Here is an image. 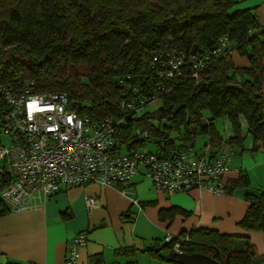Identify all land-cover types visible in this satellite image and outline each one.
I'll use <instances>...</instances> for the list:
<instances>
[{"label": "trees", "instance_id": "16d2710c", "mask_svg": "<svg viewBox=\"0 0 264 264\" xmlns=\"http://www.w3.org/2000/svg\"><path fill=\"white\" fill-rule=\"evenodd\" d=\"M223 38L227 42L222 47ZM165 49L183 53L178 76L156 74L164 58L158 54ZM233 50L250 66L234 67L229 55ZM154 55L158 59L152 64ZM263 56L264 27L255 8H236L234 0H0V86L33 79L37 91H64L70 102L80 103L72 107L79 114L97 119L117 112L121 97L134 86L138 93L149 90L162 100L157 111L145 109L139 119L129 118L128 128L120 133L125 150L145 148L151 140L156 152L167 153L193 145L197 134H207L205 146L216 149L223 139L213 121L222 117L232 132L225 143L241 145L243 116L253 141L250 150L256 152L264 141ZM3 109L0 94V125ZM148 119L160 126L148 124ZM162 119L168 121V131L161 130ZM179 126L185 132L176 143L170 131ZM133 127L146 136H138ZM1 174L0 191L8 172ZM231 183L232 188L250 187L246 173ZM244 197L248 206L239 225L264 232V191ZM9 211L0 195V218ZM174 239L183 252L203 253L222 264L256 262L247 236L199 228ZM172 242L164 236L160 245L143 251L164 261L162 252H172ZM91 264L102 261L94 257Z\"/></svg>", "mask_w": 264, "mask_h": 264}, {"label": "built area", "instance_id": "2783aa9c", "mask_svg": "<svg viewBox=\"0 0 264 264\" xmlns=\"http://www.w3.org/2000/svg\"><path fill=\"white\" fill-rule=\"evenodd\" d=\"M226 42L223 38L221 46ZM158 55L164 57L156 71L158 77L180 74L183 53L165 49ZM157 59L154 55L151 63ZM195 69L193 76L197 75L198 68ZM35 85L33 79H20L0 86L4 101L0 127L10 139L7 146L0 144V184L1 173L8 172L0 195L16 209L23 208L34 193L47 198L62 188L89 183L117 185L123 194H129L128 183L140 169L157 191L183 192L197 188L213 194L228 193L230 148L212 150L206 145L198 153L192 149L193 145L187 144L167 153L125 150L120 133L128 128L129 118L139 119L149 104L157 100L149 90L148 94L138 93L134 86L130 94L121 97L117 112L97 119L72 108L66 92H39ZM147 122L160 126L156 120ZM133 131L146 136L138 127H133ZM93 201L87 198L86 203L91 205ZM164 236L166 241H173L171 251L183 252L174 235ZM85 242L83 232L74 237L62 264H77L79 248Z\"/></svg>", "mask_w": 264, "mask_h": 264}, {"label": "crops", "instance_id": "0c3cea01", "mask_svg": "<svg viewBox=\"0 0 264 264\" xmlns=\"http://www.w3.org/2000/svg\"><path fill=\"white\" fill-rule=\"evenodd\" d=\"M234 1L236 8H255L264 27V0ZM229 55L234 67L250 66L249 60L237 51ZM261 63L264 65V56ZM261 90L264 92V70ZM227 133L230 138V125ZM242 133L245 136L241 145L235 146L249 150L253 141L245 125ZM257 145L256 152L251 153L255 159L245 154L236 162L231 154L226 175L229 190L224 195L197 188L157 191L140 169L128 183L129 194H123L117 185L89 183L65 188L48 198L34 193L21 209L8 202L10 211L0 218V263L62 264L68 245L83 232L86 242L79 248L77 264H91L94 257L102 264H138L137 253L147 256L143 250L160 245L166 233L179 235L207 228L247 236L255 251V264H264V232L239 225L248 206L245 193L258 192L256 187L264 191V183L260 180L255 184L251 175V171H259L264 181V141ZM229 148L233 151L232 145L226 143L223 149ZM242 173L247 174L250 187L232 188L231 182ZM87 198L94 199V204L87 205ZM162 255L167 257L168 253ZM166 257L164 261L151 257L144 264H178Z\"/></svg>", "mask_w": 264, "mask_h": 264}, {"label": "rangeland", "instance_id": "374dc122", "mask_svg": "<svg viewBox=\"0 0 264 264\" xmlns=\"http://www.w3.org/2000/svg\"><path fill=\"white\" fill-rule=\"evenodd\" d=\"M81 72H85V67L81 66L79 67ZM162 106V100L158 99L153 101L152 103L149 104V106L147 107V110L149 112H153V111H157L159 108H161ZM205 115L208 116V113L205 112ZM240 122L242 125H245V119L243 116H240L239 118ZM161 130L162 131H168V127H169V123L167 120L162 119L161 121ZM213 125L216 129V131L220 134L221 138L223 139V143L221 144V149L225 148V142L227 139H229V134L227 133V128L229 127L230 123L229 121L225 118H218L215 119L213 121ZM231 128V126H230ZM185 130L182 126H179V129H172L170 131V137L175 139V142H181V138L182 135L184 134ZM243 136H245L244 133H242ZM208 141V135L207 134H197L195 139H194V144H193V150L200 153L201 151H204V146L205 143ZM10 142V139L7 135L4 134L2 128L0 127V144L7 146ZM233 151H232V157L233 159L238 162L240 159H242V156L247 154L248 157H250L253 153V151L249 150H242L240 147L238 146H232ZM141 150H145V151H156V143L148 140L145 148H139ZM210 150V149H209ZM250 155V156H249ZM251 158V157H250ZM252 158L255 159V156L252 155ZM2 163V161H0V164ZM251 175L253 178V182L256 184L258 183L260 180L262 181V183H264L263 181V176H261V173L259 171L254 172L251 171ZM258 192L262 191V188L260 187H256ZM6 203L8 204V202L6 201ZM151 256L149 254H147V256H144L142 253H137V257H135L136 262L138 264H144L147 263V261L149 262ZM135 264V263H134Z\"/></svg>", "mask_w": 264, "mask_h": 264}, {"label": "water", "instance_id": "95a60500", "mask_svg": "<svg viewBox=\"0 0 264 264\" xmlns=\"http://www.w3.org/2000/svg\"><path fill=\"white\" fill-rule=\"evenodd\" d=\"M72 107H80L79 102H71ZM167 261L176 262L178 264H222L218 260L203 253H178L169 252L166 257Z\"/></svg>", "mask_w": 264, "mask_h": 264}]
</instances>
